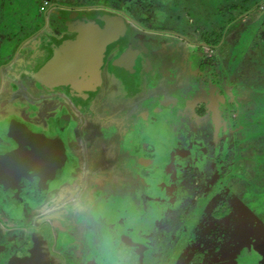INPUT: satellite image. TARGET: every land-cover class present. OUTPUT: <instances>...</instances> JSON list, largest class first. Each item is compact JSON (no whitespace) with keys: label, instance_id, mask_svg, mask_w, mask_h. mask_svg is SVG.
Listing matches in <instances>:
<instances>
[{"label":"rangeland","instance_id":"374dc122","mask_svg":"<svg viewBox=\"0 0 264 264\" xmlns=\"http://www.w3.org/2000/svg\"><path fill=\"white\" fill-rule=\"evenodd\" d=\"M52 1L53 4L50 10L57 13L62 11L60 7L63 1L73 7L79 4L88 5V3L92 2V0ZM102 1L104 0H99V2ZM112 1L114 0H111V5ZM121 1L123 6L119 8L127 11V13H132V16L135 15L137 18L134 16V19L138 21L136 23L149 31V33H140L137 36V40L141 41L144 47L137 45V42H135L133 44L135 49L140 50L143 54H148L154 67L165 68L169 62H176L183 65L184 73H187L186 77L181 74L182 76H180L183 79L180 77L176 84H165L166 88H161L166 93L164 98L167 99V95H173L178 99L174 115L179 116L180 119L182 118L181 123L184 125L179 128H182V130H178L175 124L174 128H171L169 136L173 138L176 133H182L181 131H183L186 134L187 132L195 133L199 139H204L202 138V133L209 134L207 145L209 144V148H211L214 142L213 122L204 123L203 119H200L201 115L197 119L196 116L199 115L197 108L200 102L205 105L209 99L224 92V97L221 98L226 99L225 102L231 108L228 118L236 135L234 141L237 140L240 143V145L233 143L235 146L233 149L238 152L245 151L244 158H247L246 163L249 165L243 173V182L237 188L239 192L235 187L231 188L228 193L213 197L203 209L200 224L195 232L198 234V240L195 243L192 241L188 245L184 259L179 264H264V254H260V252H264V239L261 238L264 235L262 230L264 227V153L256 152L254 148H250L252 139H247V137L261 134L264 129V0ZM43 2L44 0H0V31L4 32L3 34L0 32L2 34L0 35V88L5 86V83H7L8 89L15 86L13 83L15 79L5 78L3 69L7 65H1V60L11 61L9 54H12L14 58L22 50L21 47L19 48V43L24 44V42L32 38L39 26L50 20L52 25L57 26V30L69 28L68 30L71 31L72 27L68 25L70 22L73 27H79L78 24H73V11L72 13H67L68 11L63 10L60 17H57L58 19L53 17L55 15L53 12L49 15H41V5L45 7ZM115 5L116 7L119 6V2L117 1ZM258 7L261 8L262 12L256 19L246 18L251 11ZM144 18H147V20L142 21ZM173 33L181 38H175L174 41V38L169 37ZM220 34L222 36L218 37ZM15 36L16 39L14 40ZM67 38L60 43L50 44L52 45L51 48L62 52L65 49V42L71 37L68 35ZM45 48L47 52L51 51L49 46L41 44L37 48L35 47L34 52L32 51L33 54L26 53L25 58L30 56L31 60L36 58L40 60L39 57L45 53ZM26 51L28 50L26 49ZM7 52L9 54H6ZM107 55L110 54L108 53ZM52 59H47V63L52 61ZM35 68L33 72L37 71H35ZM46 69L44 67L38 70L33 74V78L38 73L43 77ZM22 79L23 72L20 75V84H16L21 89L26 87L28 90L31 87L38 86L36 83L25 86V84H22ZM114 83L112 90H116L117 93L121 92L122 82L118 80ZM155 83L156 81L152 80L151 84L154 85ZM73 85L72 87H74ZM106 89L109 94L115 95V92L110 91L111 85L108 84ZM1 90L0 92L4 93ZM40 90L28 93V95L33 96L36 104L42 102L45 98H48V101L51 102L54 98H58L55 95L60 94V92L62 97L59 99L67 101L68 97H70L67 87L56 91L55 95L52 93V96L44 93L46 88H40ZM44 94L45 96L42 97ZM15 95L13 94V98ZM159 95L158 97H160ZM2 97L3 95H0V99ZM10 98L12 99V97ZM114 98L115 96L111 99L114 100ZM73 99L76 98L74 97ZM218 99L219 103H216L215 108L218 107L221 110L224 108L225 102L220 97ZM113 100L99 99L98 101L91 96L86 105L79 104L76 100H74V103L79 105V112H83L84 108L88 107V111H92L91 113L101 119L106 116L104 113L105 106H110L114 110L113 115L123 113L124 108L120 104L119 106L112 105ZM144 104L147 105L148 102L145 101ZM1 107L3 108L2 114H0V141L2 143L1 132L6 133L12 121L23 119L33 123L35 121H32V119L35 117L32 115L38 112L31 110L33 106L7 101L6 99L1 101L0 109ZM212 107V105L209 107L208 104L206 109L211 111ZM224 111L222 109L221 113ZM142 115L141 113L139 116ZM224 118L226 119L227 117L224 116ZM33 124L36 125L35 123ZM156 126L158 127V125ZM92 127L93 123H89V126H87V128ZM193 128L197 130L193 131ZM155 129L157 128L152 126L150 132H155ZM160 131L162 133V127H160ZM90 132L92 134L89 138H86L87 142H85L86 139L81 142L79 140L80 137H77V142L72 144L73 150L80 159V169H74L73 166L68 167L64 178L71 179V176L73 177L77 171H81L84 168H94L93 165L95 166V164L89 157L91 150L100 149L106 153L110 152V163H113V165L98 170L108 180L107 185L103 186L104 195L101 202L103 205L100 208L95 207L92 212L87 214L89 230L86 238H90L92 241L91 245L87 247L85 255L89 264H110L111 260L118 259L121 261L123 259L119 250L123 245H131L132 242L129 236H127V241H125L122 232L131 225H136L140 219L138 217L132 219V221H127L126 218L133 213L149 214L150 200L145 191L148 180L136 172L137 168L140 167L138 163L141 162L142 158L137 156V151L135 152L136 154L132 151V142L128 140V136H121L119 140L118 135L112 134L110 139H105L103 131H100L99 135L94 129L90 130ZM113 136L115 137L113 138ZM232 136L234 137V135ZM172 138L170 141H173ZM108 140L111 143H108ZM164 147V145H159L158 159L168 158ZM83 174L82 180L74 182L75 186L76 184L78 186L88 184L86 183L87 176L85 173ZM188 176L191 177V174ZM90 179L98 180L91 177ZM195 181L200 182L197 179ZM157 184L158 186L161 185L159 182ZM187 185L191 189L188 205L186 207H178L177 205L176 209L174 208L173 210L175 215L178 216L181 211L184 212L186 209L185 222L191 218L194 211L201 204L202 198L199 197V194L203 190L201 189L202 186L199 188L194 183ZM210 194L203 193V197L207 198ZM51 195L52 193H49L47 199ZM60 198L58 202H60ZM31 202L33 203V201ZM223 202H228L230 205L226 222L216 220L213 214L214 210L220 208ZM54 207L50 210L49 207L43 208L42 213L26 208L24 215L29 220L34 219L39 214L42 215V218L44 216L51 217L56 215V212L53 211ZM62 210H64V206ZM170 211L172 209L169 208L168 213ZM0 218H4V225L0 224V264H6L7 262V264H18L19 260L27 258V254L25 255L26 249L21 247L23 244L22 240L32 238V234L23 233L26 227L23 223L24 220L13 217L9 211L4 209L2 202H0ZM177 219L175 217L171 220L178 222ZM45 221L47 220L43 219L41 233L45 231V226H51L49 220V222ZM220 222L223 224H218ZM174 227L175 225L172 221L164 219L163 222H159L152 233L145 232L148 234H144V238L142 237L145 241L142 242L144 244H136L132 252L127 255V258L131 261H136L137 264H166L177 242L173 237L177 233ZM5 232L13 233L10 235L13 238L10 237L7 241L2 240L1 237L5 235ZM43 239L45 238L43 237ZM7 248H10V250H5ZM94 251H96V254H94ZM52 257L55 256L52 255ZM122 262L133 264L126 260H122Z\"/></svg>","mask_w":264,"mask_h":264},{"label":"flooded vegetation","instance_id":"af4514ba","mask_svg":"<svg viewBox=\"0 0 264 264\" xmlns=\"http://www.w3.org/2000/svg\"><path fill=\"white\" fill-rule=\"evenodd\" d=\"M46 3L47 6L45 7L51 8L53 1L46 0ZM40 13L44 15V12ZM0 32L2 34L4 33L3 31ZM22 44L19 43V45ZM44 52L39 57L40 60L38 58L36 60L33 59L34 61L32 60L36 68L35 66H31L28 69L29 74L31 73L33 75L38 70L46 66L47 68L49 67L50 62L47 63V59H50L51 55H49L50 52H47L46 48ZM34 68L35 71L37 70L36 72H33ZM57 70L56 66L52 69L55 73ZM45 73L50 76V71ZM137 76L138 72L135 74V78ZM27 78L29 77L23 75L22 84L27 86L28 84L31 85L32 83L34 85L36 83L38 86L35 87L37 88L31 87L27 90L26 87H23L22 90L19 85L16 86V84H20V78H18L13 81L15 84L13 88H6L4 93L0 92V95H3L0 103L6 99L7 101H14L15 103L19 102V104L25 103L31 107L33 106L31 108L32 111H38L32 115L35 117L32 121H35L33 123L36 125L23 119H16V121H12L6 133L1 132L3 143L0 141V167H22L31 176L34 175L42 187H46L45 193L38 199L20 195L13 198L10 197V201H7L4 193L0 192V202H2L4 209L9 211L16 219L24 220L23 223L26 226L23 232L24 234H32V238L22 240L24 247L22 245L21 247L26 249L25 255L27 254V258L21 259L17 263L83 264L84 261V264H89L86 261L85 255L87 247L91 245L92 240L86 238L89 230L87 214L92 212L95 207L100 208L103 205L101 204L104 195L103 186L107 185L108 180L98 170L111 167L113 163H110V152L106 153L104 150L93 149L89 152V157H91L93 164H95V166L93 165L94 168H84L81 171H77L80 169V159L78 158V154L73 150L72 144L77 142V137H80L79 140L81 142L87 137L89 138L92 134L90 130L94 129L97 135H99L98 133L100 131H103L105 139H110L112 134H116L115 136L118 135L119 140L121 136H128V140L132 142V151L134 153L137 151V156L142 158L141 162L138 163L140 167L137 168L136 172L148 180L145 191L150 200L149 214L142 215L133 213L129 215L130 217L128 216L126 218L127 221H132V219L140 217L136 225H131L122 232L125 241H127V236H129L132 242L131 245H123L119 250V253H121L120 256L123 257L122 260L137 264L136 261L128 259L127 255L132 252L136 244H144L142 243L144 241L142 237L144 234H148L145 232L152 233L156 224L163 222L165 219L166 221L174 222V230L176 229L177 232L173 235L177 242L166 264H179L184 259L188 245L192 241L195 243L198 240V234L195 232L200 224L202 211L208 202L213 197H218L219 194L223 195L224 193H228L231 188L235 187L237 189L239 184L243 182L244 171L249 167L246 163L247 158H244L245 151L238 152L233 149L235 147L233 143H237V145H240V143L237 140L234 141L236 135L228 118L230 115L229 111H231L230 105L225 102L226 99L221 98L224 97L225 93L221 92L218 96L215 95L205 105L200 102L197 108V111H199V115L196 116L197 119L201 115L200 119H203L204 123L213 122L214 142L211 150L209 144L207 145L208 138L210 137L209 134L202 133V138L204 139H199L195 133L187 132L186 134L183 131H181L182 133H176L173 138L169 136L171 128H174L175 124L178 130H182V128H179L184 125L181 123L182 118L180 119L179 116L174 115V109L178 104V99L173 95H167L169 98L167 100L164 98L166 94L164 90H162L163 92L159 90L158 94H151V92L144 91L143 89H136L131 86L127 87L123 80L117 77L115 78V75L109 73L107 69L105 71V67L102 72L103 80L100 77L99 79L96 77L94 81H86L83 79V83L73 85L74 87H72V84H75L76 81H67L71 77L65 80H59L54 77L55 80L52 79V82H48L49 78H45L44 82ZM181 79L183 78L181 77ZM118 80L122 82V91L117 93L116 90H112V85ZM108 84L111 85L110 91L115 92L114 100L111 99L114 97L113 94L107 92L106 87ZM162 84L163 86L165 84L171 85L173 81L163 82ZM65 87L68 88L70 96L67 101L59 99L62 97L61 92L55 95L56 91H60L61 88L65 89ZM40 88H46V91H44L45 94L52 96V93H54L58 98H54L51 102L48 101V98H45L42 102L39 101L40 103L36 104L33 96L28 95V93L31 91L34 93L37 90L41 91ZM13 94H16L14 98ZM28 96L30 97L29 99ZM91 96L98 101L99 99L107 101L113 100L112 105L119 106L120 104L124 108L123 113L113 115L114 110L110 106H105L104 113L106 116L101 119L91 113L92 111H88V107L84 108L83 112H79V105L74 103V100L79 102V104L86 105ZM219 97L225 102L224 108L222 109L225 110L226 115L224 112L221 113L222 109L215 108L216 103H219ZM145 101L148 102L147 105L144 104ZM149 102L153 103L151 104ZM206 104H209V107L210 105L213 106L211 111L206 109ZM2 111L3 108L1 107L0 114H2ZM140 112L143 114L142 116H139L141 114ZM224 116L227 118L225 119ZM89 123H93L92 128H87ZM152 126L153 128H157L154 130L155 132H150ZM160 127H162V133H160ZM194 130L196 131L197 129L193 128ZM171 138L173 141H170ZM247 139H252L251 147L248 145L250 148H254L252 145L256 142H261V146H264V129L261 134L247 137ZM85 142H87V139ZM108 143H111V141L108 140ZM159 145L165 146L164 151L168 156L167 159L157 158L159 155ZM259 152L264 153L263 150ZM161 165L163 166L161 167ZM187 165L189 166L188 168ZM72 166L74 169L77 168V172H75L73 177L71 176V179H65V171L68 167ZM83 173L87 176L86 183L88 184L82 186L76 184L75 186L74 182L76 180H82ZM189 174H191V177L188 176ZM238 176L241 179H237ZM90 177L97 178L98 180L90 179ZM196 179L200 182L195 181ZM158 182L161 184L160 186H158ZM190 183H194L196 186L198 185L197 187L199 188L202 186L201 189L203 190L199 194L202 201L191 218L185 222L187 210L185 209L184 212L181 211L178 216L175 215V211L173 210L174 208L176 209L177 205L178 207H186L188 205L187 202L191 189H189L190 187L187 184ZM73 185L74 187H72ZM114 187L116 188L115 185ZM49 193H52V195L47 199ZM203 193L211 194L205 198L203 197ZM59 198L60 202H58ZM27 204L30 206L27 207ZM63 206L64 210H62ZM48 207L49 210L54 207L53 211L56 212V215L51 217L44 216L42 218V215L39 214L34 219H31L32 221L24 215L26 208L34 209L42 213V209ZM228 207H230L228 202H223L220 208L214 210L213 214L216 220L226 222L229 211ZM169 208L172 211L168 213ZM63 213H67L68 215L65 216ZM219 213H222V215H219ZM175 217L176 219L179 218L177 219L178 222L171 220ZM43 219L47 220L45 222L50 221L51 224H49L51 226H45V231L41 233ZM3 222L4 218H0L1 225H4ZM218 224L223 223L220 222ZM262 230L264 231V227ZM11 234L13 233L5 232V235L1 239L7 241L10 239ZM261 238L264 239V235ZM5 250L9 251L10 248ZM261 253L264 254V252ZM3 254L5 253L3 252ZM94 254H96V251H94ZM52 255L55 257H52ZM173 259L174 261L172 262ZM122 260H111L110 264H127L126 262L123 263Z\"/></svg>","mask_w":264,"mask_h":264},{"label":"crops","instance_id":"0c3cea01","mask_svg":"<svg viewBox=\"0 0 264 264\" xmlns=\"http://www.w3.org/2000/svg\"><path fill=\"white\" fill-rule=\"evenodd\" d=\"M117 1L119 2V6L116 7L115 3ZM43 3L44 6H47L46 0ZM91 3H88V5L79 4L73 7L69 6L71 4L63 1L60 7L61 10H66L68 11L67 13H72L73 11V24H78L79 27H73L70 22L68 25L72 27L71 31L68 30L69 28L57 30V26L52 25L50 20H47V23L37 28V33L32 38L24 42V44H22L23 46L20 45L22 50L19 51L14 58L9 52L6 53L9 54V59H11V61L6 62V59L5 61L1 60V65H7V67L5 66L6 68H2L4 70L3 74L6 76L5 78L17 80L20 78L21 72H23L25 77H29L27 79L34 80L33 75L28 73V69L33 66V62L30 56L25 58V54H33L32 51L34 52L35 47L37 48V46L41 44L51 48L52 45L50 44L55 42L60 43L64 41L68 35L71 38L65 42V47L75 46L79 37L85 36L91 42V55H89V58L86 60L77 59L67 54L65 50L60 52L51 48L49 54L51 55L50 59L53 58L52 60H55L56 70H60H57L56 73L51 71L50 78L56 77L59 80H65L71 77L67 81H76L74 85L83 83V79L86 81H94L96 77H98V79L100 77L103 80L102 72L105 67V71L107 69L109 73H113L118 79L123 80L127 87L131 86L132 88L149 91L151 94H158L159 90L163 92L161 90V88H164L163 82L173 81L174 85L179 81L182 76L181 74H184V76L186 75L183 65L168 61L169 64L165 68L160 66L154 67L148 54L147 56L141 53L140 50L135 49L133 46L135 42H137V45L144 47L143 43L137 40V36L140 33H149V31L147 28L136 23L138 21H135L134 14V16H132V13H127V11H123L119 8L123 6L121 0L112 1V5L111 0H104L102 2H99V0H92ZM40 10V12H44V15H49L53 12L55 14L53 17L55 18L60 17L62 13V11L59 13L51 11L50 8L43 7L42 5ZM161 13L163 14V12ZM145 20H147V18L142 19V21ZM169 37L174 38V41L175 38H181L174 33ZM36 41H38V44ZM26 49L28 51H26ZM108 53L110 55H107ZM45 68H47V66ZM135 72H138L136 78ZM152 80L156 81L154 85L151 84ZM6 85L7 83H5V86H1L0 90L2 89L1 91H4L7 88Z\"/></svg>","mask_w":264,"mask_h":264},{"label":"water","instance_id":"95a60500","mask_svg":"<svg viewBox=\"0 0 264 264\" xmlns=\"http://www.w3.org/2000/svg\"><path fill=\"white\" fill-rule=\"evenodd\" d=\"M90 43L87 37L81 36L75 46L65 47L64 50L67 54L77 59L86 60L91 55ZM55 65V60H52L46 72H51L55 68ZM45 78L55 80L54 78H50L49 75H46V73L43 77L39 73L34 76V79L43 82ZM23 169L22 167H0V192L4 193L7 201H10V197L13 198L20 195L38 199L45 193L46 187H42L34 175L31 176L27 173V170Z\"/></svg>","mask_w":264,"mask_h":264},{"label":"trees","instance_id":"16d2710c","mask_svg":"<svg viewBox=\"0 0 264 264\" xmlns=\"http://www.w3.org/2000/svg\"><path fill=\"white\" fill-rule=\"evenodd\" d=\"M261 12V8L260 7H258L257 9H255L254 11H251L250 13H249V15L246 17V18H248V19H256L257 18V16H259V13ZM222 36V34H220V36L218 35V37H221ZM217 42H219V41H217ZM216 42V43H217ZM49 82H52V79H49ZM252 146H254V148H255V151L256 152H259V151H264V146H261V142H256L255 144H253ZM259 150V151H258ZM240 169H241V167H240ZM241 171V170H240ZM241 176V175H240ZM240 176H238V178L237 179H241L240 178ZM219 215H222V213H219Z\"/></svg>","mask_w":264,"mask_h":264},{"label":"built area","instance_id":"2783aa9c","mask_svg":"<svg viewBox=\"0 0 264 264\" xmlns=\"http://www.w3.org/2000/svg\"><path fill=\"white\" fill-rule=\"evenodd\" d=\"M47 4V3H46Z\"/></svg>","mask_w":264,"mask_h":264}]
</instances>
